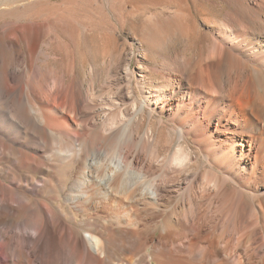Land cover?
<instances>
[{"label":"bare ground","instance_id":"6f19581e","mask_svg":"<svg viewBox=\"0 0 264 264\" xmlns=\"http://www.w3.org/2000/svg\"><path fill=\"white\" fill-rule=\"evenodd\" d=\"M220 6L144 25L147 51L185 45L158 85L116 45L100 85L67 16L39 43L0 13V264H264V0Z\"/></svg>","mask_w":264,"mask_h":264},{"label":"rangeland","instance_id":"374dc122","mask_svg":"<svg viewBox=\"0 0 264 264\" xmlns=\"http://www.w3.org/2000/svg\"><path fill=\"white\" fill-rule=\"evenodd\" d=\"M208 1L207 0H203V1L202 0H23V1L0 0V2L2 3V4L0 3V11H1L0 13L3 15L5 13L7 20H13V18H20L19 22L22 23V26L25 27L20 30L33 29L31 27L36 25L37 26L36 29L41 33L39 38L40 39L39 43L45 40L46 38H51L53 36H55L58 39V41L63 40L60 30L58 28H54L53 26L42 23L41 21L43 19L53 16L69 17L73 22L72 27L74 30L73 31L74 42L73 45L71 46V50L73 52V60L76 65L83 64V67L82 66L81 67L85 71H87L90 68H96L95 66H97V69H99L100 71H103L102 75L100 72V76L102 77L100 85L103 84V82H106L108 78L110 77L112 78L115 72L114 62L112 61L113 59L111 56V53L113 52V45H116L117 49L119 50L117 51L120 52V54L122 53L121 54L122 58L123 56L127 57L133 55V58L135 57V59L138 58L141 59L146 67H149L152 71L155 72V74L152 73L150 75L149 81L152 84L155 83L159 84L162 80L161 77L167 74L166 71L167 69L165 68L166 67L165 54L166 56H168L170 51L173 49L172 51L177 52L178 56H183L185 55V53H183L185 52V45L182 42L181 43L178 42L179 44L175 43L176 45L175 44L171 45L170 46L171 49L170 51L168 50L167 53L165 51L167 49L161 48L157 51V53L159 54L161 53L159 57V54H156V52H150L146 50L147 49L145 45L147 43L145 37L146 35L144 36L143 34L146 33L147 29L149 30V28L156 25L157 24L156 22L159 21V19L162 20L165 19V17L167 18V16H171V15L172 16L183 15L184 13L187 12L189 7H191L194 15L199 21V23L197 24V28L205 32L206 24H207L206 26L209 27L213 26L214 23L215 25L218 24L216 22H220L224 14V10L220 6V3H222L224 0H208ZM1 7H3V10L1 9ZM6 10L7 12H4ZM207 19L210 23L204 22ZM148 21H151V23L153 24H151ZM201 21H203V23ZM144 25L149 28H145ZM57 45L60 46L61 44L59 43ZM194 49H192V51H194ZM138 55L139 57H137ZM111 61L113 62V64H110L112 63ZM133 63H134L133 67L134 69H136L135 61ZM105 65H108L109 67L107 68L105 67ZM156 70L158 71V73ZM104 71L107 72L105 73ZM159 71L161 74L159 73ZM108 81L106 83H108ZM153 127L154 129H156L155 131L158 141L163 142L165 138L166 130L164 128L159 127L158 124L154 121H153ZM81 141L83 143L84 142L86 143L87 139L83 137ZM104 144H102V146L104 145L103 148L104 149L106 148L105 150H107L108 152H111L115 147V144L113 142H105ZM143 160L146 161L147 158L144 156ZM249 193L250 192H247V194ZM250 197L244 196V198H247L246 200L243 199L245 203L247 202V204L249 203L251 204L252 201L255 200V198L253 197L250 198ZM231 202L233 204L231 203L230 204L233 206L238 205L237 199L236 202L235 199L234 200L232 199Z\"/></svg>","mask_w":264,"mask_h":264}]
</instances>
